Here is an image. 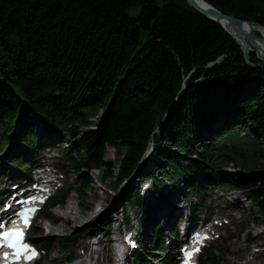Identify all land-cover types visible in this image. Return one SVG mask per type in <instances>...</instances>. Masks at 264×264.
<instances>
[{"label": "trees", "instance_id": "trees-1", "mask_svg": "<svg viewBox=\"0 0 264 264\" xmlns=\"http://www.w3.org/2000/svg\"><path fill=\"white\" fill-rule=\"evenodd\" d=\"M207 1L264 25V0ZM250 58L260 62L253 51ZM239 130L255 136L249 143L253 162H240L255 168L264 160V67L248 64L235 37L187 0H0L2 177L12 168L38 164L46 149L59 148L77 171L78 194L85 196L91 177L84 171L99 167L102 179L113 176L117 167L105 157L111 145L121 155L118 183L136 173L140 183L154 185L149 200L138 187L127 186V204L143 211L140 224L147 229L158 207L166 204L172 212L174 201H181L167 180L187 186L184 201L207 195L222 161L237 158L233 140H246ZM17 131L25 152L1 157ZM52 133L67 146L41 141ZM147 152L155 165L151 160L140 165ZM177 155L188 162L180 163ZM227 181L264 215V181ZM70 190L51 197L42 214L53 218L51 208ZM158 224L149 254L136 251L133 264H148L157 252L165 253L163 264H172ZM70 240L75 244L79 238L59 237L63 250L70 249ZM229 253V247L209 245L203 264H220V255ZM73 257L70 251L67 258Z\"/></svg>", "mask_w": 264, "mask_h": 264}, {"label": "rangeland", "instance_id": "rangeland-1", "mask_svg": "<svg viewBox=\"0 0 264 264\" xmlns=\"http://www.w3.org/2000/svg\"><path fill=\"white\" fill-rule=\"evenodd\" d=\"M253 52H255L259 57L260 54L257 51L253 50ZM250 61L254 62L251 60V58ZM246 62L248 63V61ZM213 63L215 62L210 63V65ZM254 63H262V59L260 58V62ZM217 127H224L223 122H219ZM157 132L162 134L163 126H160L157 129ZM244 134H246V140H241L239 138L235 139V141L233 140V144L236 146L235 150L237 151V153L234 154V156H237L236 160L234 162H230L229 164H226L225 161H222L223 166L220 170L221 173L219 176L211 179V183L209 185L210 188L207 195L204 197H199L198 195L192 194V202L184 201V192L188 190L187 186L182 185L180 187V184L183 183L175 185L174 182L165 180L168 190L174 191L175 194L180 193L181 195H179V198L182 200L181 203L184 202V204H187L186 206H190L189 209L191 208L192 211H195L199 220L205 217L206 214L209 215V210H212L213 208L216 209V211L211 212L210 214L213 215V219L211 218V220H209L211 217L210 215L207 217L209 222L208 225L213 229L214 233L212 234V238L210 235V238L206 240V243L216 248L222 247L223 249H226L229 247V254L220 255L222 260L220 264H248L249 260L258 261V263L264 264V253L262 256L260 255V249L262 247L264 248V215L261 214L258 205L247 198L245 192L240 189L231 188L230 183L227 181V178L231 177H239L240 182L264 181V160L256 164L255 168H245L240 164V162L243 160H247L250 163H252L254 160L249 143L254 139L255 136L252 134V132L243 130H239L237 135L240 137ZM58 137L59 136L57 134L52 133L50 135L43 136L41 141L43 143H47V145L53 142L57 147L67 146L65 140L61 137L59 140ZM17 138L18 131L15 133L12 143L7 146L5 153H3L1 157H4L7 154H12L16 151L25 152V149H23V147L17 143ZM205 138L207 140L210 139L209 136H205ZM152 144L153 143H151L150 146L153 149L154 144ZM172 151L173 155L175 156L174 152H176V149H172ZM227 152L229 153V150H227ZM242 153L245 156L243 158L241 157ZM149 155L150 154H148V152L144 155L143 162L140 165H143L144 162L148 163V161L151 160L149 159ZM105 157L117 167L114 170L113 176L102 179L103 171L102 168L99 167H95L90 171H84L91 177V184L89 189H87L86 195L82 196L79 195L77 191V171L62 157L61 149L54 147L48 148L43 152V155H41L39 166L41 167L43 164H45L46 168L54 169V172L51 175L54 178L52 189L55 192L53 196L64 193L68 190V188H71V190L68 192L63 203H59L51 208V212L54 215L53 218L45 217L42 214V210L40 215L31 226L29 238L38 246H40L43 254L38 264H72L74 261L83 260L86 257H93V259L96 257L94 261L97 264H115L116 253L113 250V239L116 237L118 230L120 231V229L122 230L126 228L125 226L128 228H134L136 230L137 237H140V235L142 236L144 233V242H142V246L144 247H142L140 250L138 248L137 249L143 254H149L148 245L149 242L152 241L153 236L151 234L154 233L155 221H163L165 217L166 222H163V226L166 225L170 215V212H168L169 210H167L169 206L163 204L158 207L155 214L151 216V221L153 220L152 223L147 229H144L140 224V218L143 215V211L140 208H137L135 205L133 206L131 204H127L130 189L127 186L130 185L138 187L146 199H148L154 194V185L151 184L150 181H143L140 183L138 181L140 179L137 178L136 173H134L129 179L118 183L117 173L121 155L116 151L115 147L109 145L107 147ZM177 158L180 163L188 162L184 156L177 155ZM155 162L151 160L150 163L155 165ZM10 172L11 170L8 171L7 175H9ZM34 173L35 171L32 172L31 170V174L33 175L32 178L34 177ZM6 184L10 188H12V184H15L17 186L16 192H18V195L22 190H24L25 186H27L23 184L19 185L15 179L10 180V177L8 176L4 175L2 177L0 175V188ZM122 187H124V190L119 196V190ZM11 192L12 190L6 192V197L10 198L12 196ZM118 196L120 198L116 201V203H114L113 200ZM0 197L2 199V194H0ZM69 200L73 201V205L78 211H80L79 214L82 215L81 219L77 222L71 218L65 219L64 217L60 216L59 212L63 210L64 204H66ZM173 200L174 199H171V201ZM49 202L50 200L48 203ZM5 203L6 201H1L0 207L4 206ZM124 204V207L128 208L130 218L129 222H126L123 219L124 215L122 214V207ZM189 209L187 210L188 213H190ZM100 215L101 219L99 220L98 225H93L89 221V217L93 216V219H95L97 217L100 218ZM187 218L189 220L188 215ZM185 221L179 220L177 227L175 226V223H172V229L177 230L172 231L176 234V239L169 237L170 231L172 230L171 228H164L163 230L162 225L160 227V229H162V236L166 242H164V244L169 246L172 264H178L177 259H175L173 256L176 251V255L181 254V250H177L179 245V241L177 239L181 238L178 232L181 233V227ZM59 222L62 223V227L60 229L57 227ZM48 224L52 225V227L58 228L55 231L59 233H51L53 230L48 227ZM35 227L40 228L42 231L35 232ZM127 234L128 233L121 235L122 240L126 239L125 236ZM64 235H68L70 239L74 237L79 238L78 242L75 244L72 243V240L69 241V250L74 252V257L71 260L67 258L70 251L63 250L60 245L59 237ZM91 240L97 243V245H94L93 248H98L99 246L102 248L100 259L99 253H95L94 256L90 253V249L88 251L87 245L91 242ZM134 253L135 250L132 248L128 257L130 264H132ZM203 253L200 254L198 259L200 264H203ZM216 253H218L217 250ZM156 256L158 258L149 257L150 259L148 258V263L163 264L162 259L164 258L165 253L157 252Z\"/></svg>", "mask_w": 264, "mask_h": 264}, {"label": "bare ground", "instance_id": "bare-ground-1", "mask_svg": "<svg viewBox=\"0 0 264 264\" xmlns=\"http://www.w3.org/2000/svg\"><path fill=\"white\" fill-rule=\"evenodd\" d=\"M201 6H203V7H206V5L201 1V0H196ZM224 24H225V26L232 32V33H236L235 32V29L233 28V27H231V25L230 24H228L226 21H224L223 22ZM244 30H245V32L247 33V35L248 34H250L251 32H256L260 37H261V39L259 40H250V39H248V37L245 35V40L248 42V45H249V48H250V54H251V52L253 51V50H255V51H257L259 54H264V26H261V25H253V26H251V25H249V24H247V23H245L244 24ZM240 42H241V44H243L244 42H242L241 40H240ZM40 168V170H41V175H40V177L41 178H45V179H47L46 181H49V182H51V181H53L54 180V178L51 176L52 175V173L54 172V169H50V168H46V165L44 164V165H42L41 167H39ZM31 167H28L27 169H22V170H17V169H15V168H12L11 169V172H10V174L9 175H7L8 177H10V180H14V179H16L21 173H26V174H29V173H31ZM14 176V177H13ZM38 176V175H37ZM28 178H30V176L28 175ZM15 184H12V188H10L7 184L6 185H4V186H2L1 188H0V194H2V197H4V201H10V199H11V197L9 198V197H6V192H8L9 190H12V192H11V195H13L14 193H16V191H17V186L15 187L14 186ZM46 185V184H45ZM124 187H125V185H124ZM124 187H122L120 190H119V196L121 195V193L123 192V190H124ZM15 188V189H14ZM9 189V190H8ZM46 190V189H45ZM33 195H30L29 196V198H35V197H37V195H35L34 193H32ZM116 197L113 201H114V203H116V201L120 198V197ZM2 200H1V197H0V202H1ZM192 202V201H191ZM174 203L176 204V201H174ZM189 207L190 206H187L186 208H183L181 205H178L177 207H175L174 208V210L172 211V212H170V207H168L167 208V210H169L168 212H170V215H169V219H168V222L166 223V225H164L163 226V221L162 220H159L161 223L160 224H158V222H156L155 221V223H157L158 224V228L160 227V225H162V229L164 230V228L165 229H172L173 228V224L172 223H175V226L177 227V225H178V223H179V220H182V221H185V219H186V221H185V223H183V225H184V228H186V231L187 232H190L191 231V227H192V224L190 223V218L192 217V216H197V214L195 213V211H192L191 210V208L189 209ZM190 210V213H188L187 212V210ZM214 211H216V209L215 208H213L212 210H209V212H210V214H211V212H214ZM218 211V210H217ZM98 212V211H97ZM100 212V211H99ZM60 213V216L61 217H64L65 219H73L74 221H79L80 219H81V216L82 215H80L79 213H80V211H78L77 210V208L73 205V201L72 200H69L66 204H64V208H63V210L62 211H60L59 212ZM96 214H98V213H96ZM185 214H187L188 216H189V220H188V218H187V215H185ZM209 214V215H210ZM102 215V214H101ZM101 215H100V218L99 217H97V218H95V219H93L94 217L93 216H91V217H89V221L93 224V225H98V222H99V220L101 219ZM104 215V214H103ZM209 215H205V217H203V218H207V217H209ZM211 217H210V219L209 220H211V218L213 219V215H210ZM5 217V211H3V212H0V220L2 219V218H4ZM169 225V226H168ZM48 227L49 228H51L53 231H51V233H59V232H57V231H55L56 229H60L61 227H62V223H58V228H56V227H52V225H49L48 224ZM173 230V229H172ZM172 230L170 231V234H169V237H171V238H174V236L172 235ZM152 235V234H151ZM166 236V235H165ZM140 237H141V235H140ZM140 237H137V234H136V230H133V231H131L130 233H129V237H127L128 239H129V243L130 244H127V249H126V255H127V258H126V262H124V264H130V262H129V260H128V257H129V253L131 252V250H132V248L135 250V252L136 251H138V249H141L142 247H144V246H142L143 245V243L141 242H139V238ZM125 244H126V242H125ZM91 245H93V247H94V245H97L96 243H93V244H91V242L90 243H88V251H89V249H90V246ZM132 246V247H131ZM138 248V249H137ZM101 250H102V248H100V246L98 247V248H92V249H90V253L92 254V255H94L95 256V253H99V259L101 258V255H100V253H101ZM264 253V248L262 247L261 248V250H260V255L262 256V254ZM96 258V257H95ZM94 258V259H95ZM94 259H93V257L91 258V259H89L88 257H86V258H84L83 260H76V261H74L72 264H97L95 261H94ZM150 259V258H149ZM249 263L248 264H260V263H258V261H253V260H249L248 261ZM148 264H153V263H148Z\"/></svg>", "mask_w": 264, "mask_h": 264}, {"label": "water", "instance_id": "water-1", "mask_svg": "<svg viewBox=\"0 0 264 264\" xmlns=\"http://www.w3.org/2000/svg\"><path fill=\"white\" fill-rule=\"evenodd\" d=\"M188 3L193 6L195 9L200 11L202 14L208 16L209 18L219 22L222 24V26L231 34L235 37V39L238 41V43L241 45L244 53V57L246 61L252 66L255 67H264V54H258L259 57L262 59V63H254L250 61V48L248 45V42L245 40V35L248 37L250 40H260L261 37L256 33V32H251L250 34L247 35V33L244 30V24L247 23L251 26L253 25H261L264 26L261 23L255 22V21H248L241 19L239 17H236L235 15L232 14H227L216 8L213 4L209 3L207 0H201L206 7L201 6L196 0H187ZM226 21L228 24L231 25L235 29L236 33H232L223 23ZM240 40L244 42L241 44Z\"/></svg>", "mask_w": 264, "mask_h": 264}, {"label": "snow or ice", "instance_id": "snow-or-ice-1", "mask_svg": "<svg viewBox=\"0 0 264 264\" xmlns=\"http://www.w3.org/2000/svg\"><path fill=\"white\" fill-rule=\"evenodd\" d=\"M24 223L26 225L29 224V219H28L27 214H25ZM23 236H24L23 231L19 230V229H15V230H12L10 232H6L4 234L5 240L8 241L7 246L10 248H14L16 250L15 255H16L17 260L20 259L21 255L24 252H31V254L27 257V259L31 260L35 257L36 252L34 250H31L28 245L23 244ZM198 250L199 249H197V251ZM7 255L8 254L5 253V257H7ZM192 255H193V253H191V252L188 253L189 259H191Z\"/></svg>", "mask_w": 264, "mask_h": 264}]
</instances>
